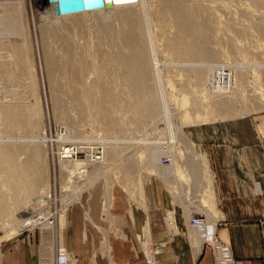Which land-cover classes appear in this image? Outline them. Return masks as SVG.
<instances>
[{"label": "rangeland", "instance_id": "1", "mask_svg": "<svg viewBox=\"0 0 264 264\" xmlns=\"http://www.w3.org/2000/svg\"><path fill=\"white\" fill-rule=\"evenodd\" d=\"M1 1L0 9L11 7V4L13 5V2H15L14 4H17V8L20 10L25 38L22 41L24 47L27 45V65L30 67L29 78L31 75L33 76L30 79L33 94V118L35 117L34 120L38 121L36 122L37 130L40 129L29 135L19 130L9 132L3 128L0 121V145L3 142L24 143L22 145L29 144L31 148H39L38 153L40 154H36V157H29L22 153L19 156L17 152L16 161H18L19 166H24L28 164V160L32 159V168H35L43 182L49 185V196L42 198V202L35 205V208L27 206L26 210L25 208L17 207L15 209L11 190L0 185V209L7 210V221L9 222L8 224L5 221L0 222V264H6L8 261L10 264L11 258L17 261L20 258L21 264H46L49 261L47 255L53 251L67 254L66 256L72 261V264H75V261L67 252L74 256L78 264H98L99 261L109 264L105 255L99 253L100 243L104 235H106L108 230H113L114 226L113 218L108 221L103 216V205L101 203L104 202L106 192L113 194V196L114 193L120 194L122 199L125 194L133 205H149L151 197L153 200L152 195H154L156 185H163L169 191L168 188L177 190L180 186L184 189L188 188L192 185V179L197 182L196 178L199 175L195 174L193 178L191 170H188V166L192 165L191 162H195L197 167L208 168L210 175L208 174V182L206 181V183H209L208 186L211 189L213 178L210 172L211 163L208 149L214 140H220L217 137L220 134V129L227 128L231 120H245L244 124L247 123L243 128L245 133L249 130L251 133L253 132L260 136L262 141H259V144L264 142V38H262L259 29L260 26H264V5L261 1L259 3L258 0H223L224 10L222 13L224 15L222 14V17L224 19L223 22L228 26L223 24L229 30L223 25L228 31L225 29L226 31L223 33L224 29L222 27V31L214 32L211 36V39L212 37L213 39L210 41L211 44L213 42V45L210 44L211 47L208 46L209 50L217 55L218 61H220L219 64L223 63L227 65L225 66L226 69L230 68L228 80L235 87L233 89L237 95V109H244L248 113L247 116L230 119L227 117L229 114L227 115L225 110L216 106L217 111H215L216 108L212 106L213 103L209 105V102L208 104V99H211L208 95H211V91L204 89L205 84L203 85L204 90L202 89L204 92L194 86H188L186 89L179 88L178 83L180 85L183 82L185 75H177L176 69L171 70V67L176 66L174 65L175 61L165 58L164 54L162 55L161 52L158 51V53L154 50L153 54L151 53V57L164 58L160 61L162 62V67L165 68H161L156 73L157 75L159 74L156 77V82L157 79L159 81L156 88L160 89H157L160 102L158 117H154V120L142 121L128 109H125L120 111V113L118 112L121 122L122 119L125 120L124 123L122 122L123 127L125 126L124 129L118 130L117 128L116 131L112 129V133L107 129L108 126L105 122L99 121L94 116L95 108L90 107L91 109L88 108L89 111L85 109L86 111H81V113L77 111L79 116L77 115L76 110L73 109L74 107H71L73 105L68 103L70 99L65 94V91L63 92L64 89L61 88L62 91H60L61 74L59 72L51 73L49 66L50 63L62 61L59 41L55 37L56 31L68 34L77 46H85L84 49L89 54L88 57H93L92 60L95 59L93 61L98 63V58L96 57L97 45L102 43L101 46L106 51H111L107 44L108 42H106V25L108 23L111 24L110 28L116 31V33L115 31L112 32L113 35L120 33L121 29L119 31L118 29L121 25L118 26L119 24L113 18L114 16H105L103 13L88 14L69 20L59 19V22H55L51 19V15L45 14L44 16V10L47 7L43 2L44 0L40 2V6L34 3L33 0H3L2 3ZM222 34L224 35L223 38L221 37ZM114 36L113 38L119 39V35ZM220 37L222 38V44L219 41L221 40ZM116 39L114 43L118 49L120 40ZM216 43L219 46H216ZM231 45H234L233 48ZM220 52L223 53L221 54ZM50 60L53 62H50ZM154 64L156 67L157 63ZM214 64H217V62ZM207 73L210 75L209 72ZM237 73H241L243 75L242 79H244V81L241 80V82L243 81L242 83L238 82L239 86L234 79V75ZM94 76L92 73L86 75L85 82L88 83L89 81L90 83ZM167 81H171L175 88H168ZM88 85L86 84L89 89L90 86ZM122 86L121 84L119 88ZM180 98L186 100V103L179 104ZM55 100H60L61 109H64V111L67 109V111L57 110L58 108L56 109L54 104ZM68 104L71 105L70 107L74 111L69 108ZM68 109L71 110H69L70 119L66 115L69 113ZM223 118L224 120H221ZM70 120H75L76 123L74 122L73 125ZM68 123L75 128H72ZM60 131L66 133L68 139H63V141L60 139L61 141H59L58 135ZM220 138L222 139V137ZM172 142L175 143L172 144ZM101 145L108 148H106L107 152L105 153L106 164H93L85 168H76L74 177L61 169L59 160L61 147L72 146L80 148V157L85 158L86 155L90 156V151L96 150ZM189 150L190 152H188ZM157 151L160 152L158 153ZM154 153L155 155L164 154L165 158L167 153V159L171 160L168 162L170 164L167 163V166L171 167V172L169 173L174 176L173 178L169 176V178L161 180L160 173H154V167L152 169L150 162L151 155H154ZM33 160L36 162H33ZM126 170L130 173H127ZM75 190H79V193L75 194ZM18 193H20L19 190L15 192V195H19ZM171 194L173 196V204L180 205L175 197L176 195L172 192ZM66 196L72 198L69 203H63L62 199ZM75 197L76 199H74ZM80 200L81 203H79ZM112 205H115V203L113 204L112 202ZM205 206L208 211L212 210L213 198H209ZM94 210L96 214L93 216ZM26 211H30V215L33 217L43 211L42 214L45 215L47 220L38 222L37 225L30 226L27 230H23L20 234L13 236L11 229L17 221L29 218L30 215H27ZM63 212L65 218L60 223L59 218ZM76 212L77 214L75 215ZM110 212L112 211L110 210ZM97 213H99V216ZM86 214H90L93 222L88 220ZM95 251L96 254L94 253ZM15 253L16 255H14ZM17 255H19V258ZM43 259L45 260L43 261Z\"/></svg>", "mask_w": 264, "mask_h": 264}, {"label": "bare ground", "instance_id": "2", "mask_svg": "<svg viewBox=\"0 0 264 264\" xmlns=\"http://www.w3.org/2000/svg\"><path fill=\"white\" fill-rule=\"evenodd\" d=\"M41 1L42 0H33V2L39 6L41 5ZM258 1L259 3L262 2L264 5V0ZM43 2L47 5L44 10V16L45 14H49V16L51 15V19L55 22H59V19L69 20L74 17H82L88 14L103 13L105 16H114L113 18L118 22V26L121 25L119 29L117 28L118 31L121 29L120 33L116 34L117 36L119 35V39L113 38L115 34L113 35L112 32L115 30L110 28L111 24L108 23L106 25V42H108L107 44L111 51H106L105 48L101 46L102 43L97 45L96 57L98 58V63L93 61L95 59L92 60L93 57H88L89 54L86 52V49H84L85 46H77L75 41L68 34H64L60 31L55 32V37L59 41L62 61L53 62L50 60V62L52 61L53 63H50L49 68L51 73L54 74L59 72V74H61L62 83L59 87L60 89H64L63 92L65 91V94L70 99V102L68 101V103L73 105L71 106L68 104L69 108L74 107L73 109L76 110L75 112L78 116V112L81 113V111H86L85 109H91L90 107H93L95 108L94 116H96L99 121L105 122L108 126L107 129L110 131L112 129H115L116 131L117 128L118 130L122 128L124 129L125 126L123 127V123L125 120L122 119V123L120 120L121 117H118V114L125 109H128V111L132 112L135 117L142 121L152 120L154 117H158L160 112V102L157 95L158 88H156V85L159 81L157 79L156 82V77L159 74L157 75L156 73L160 71L161 68H164L160 61L164 58L157 59L154 56L152 58L151 53L154 50L161 52L162 55L164 54L165 58L175 61L174 65L176 66L171 67V70L176 69L177 75H185L183 82H181L180 85L178 83L179 88L186 89L188 86H194L201 92H204L202 89L205 84L204 89H209L212 95H208L211 97V99H208V104L210 102L209 105L213 103L214 105L212 104V106H215L214 108L217 106L225 110L227 115L229 114L227 117L230 119L239 117L244 118L247 116L248 113H246L244 109H237V95L233 89V84L228 80L230 68L226 69L225 66L227 65H224L223 63L219 64L220 61H218L217 55L209 50V47L213 45V42L211 44L210 41L213 39V37L211 39V36L214 32L217 33L218 31H222L221 28L223 27V33H225L228 29V25L223 22L224 19L222 17V12L224 10L223 0H133L127 3L114 5L110 10L101 8L65 15H57L55 13L54 3H51L48 0H44ZM14 3L15 2H13V5L11 4V7L0 9V121L3 128L9 132L12 130H19L22 133L29 135L36 132V122H38L34 120V112H32L33 94L31 91L30 79L33 76L31 73V77L29 78L30 67L27 65V45L24 47L22 41V39H25L23 35L24 24L22 23L23 20L20 16V10L17 8V4ZM103 28L105 27L103 26ZM259 29L262 38H264V26H260ZM42 36L44 41V34ZM223 36L224 35L222 34L221 37L223 38ZM49 37L51 36L49 35ZM221 37V40L219 41H221L222 44ZM115 39L118 41L120 40L118 49L114 43ZM106 42H104V44H106ZM216 46L219 45L216 43ZM220 53L222 54L223 52ZM215 62H217V64H214ZM154 63H157L156 67L154 66ZM166 70L169 71L168 69ZM207 72H209L210 75ZM91 73L95 76L92 80L89 79L91 81L90 83L87 80L89 83L88 85V83L85 82V76L90 75ZM242 78L243 75L241 73L235 74V83L238 85L239 81H244ZM86 84L90 86L89 89ZM121 84L126 87V89H124L123 86L119 88ZM166 84L168 85V88H175V85H173L171 81H167ZM207 85L209 86L208 88ZM62 89L60 91H62ZM174 98L176 99V97ZM178 102L179 104H183L186 103V100L180 98ZM54 104L56 105V109L58 108L57 110L64 111V109H61L60 100H55ZM73 109L72 111H74ZM65 110L67 111V109ZM69 110L70 109H68V112ZM215 111H217V108ZM69 114L70 112L66 115H68V118L70 119L71 114ZM221 120H224V118ZM72 122L74 125L75 120H70V123ZM71 125L72 124H70V126ZM71 127L75 128L73 126ZM68 128L71 129L70 127ZM121 133L122 131L120 134ZM69 134L71 135V133ZM66 135V133L60 131L58 140L63 141V139H68ZM173 143L175 142H172V144ZM22 144L24 143L13 144L3 142L0 145V185L11 190L13 194L12 201L14 208H25L26 210L27 206L33 208L35 205H38L39 202H42V198L49 196V185L44 183L37 170L32 168V159L28 160V164H25L24 166L18 165L19 163L16 161V158L18 157L17 152L19 153V156L22 153L29 157H36V154H40L38 153L39 148L37 149L36 144V149L31 148V145L29 144V146L27 144ZM106 148L107 147L102 145L98 146L96 150L93 149L89 152V157L86 155L85 158H82L79 154L80 148L63 146L59 152L61 169L67 172L68 175L74 177L76 168H85L93 164L104 165L107 161L105 153L108 148ZM188 152H190V150ZM163 155L164 154L155 155L154 153V155H151L150 160L152 169L154 167V173H160L161 180L167 179L171 176L169 173L171 172V167L169 168L167 164H164L161 161ZM165 156L168 158L167 153ZM34 161L35 160H33V162ZM169 161L171 160L169 159L168 162ZM191 164L192 165L188 166V170H191L190 172L194 178L199 167L196 166L195 162H191ZM130 170L131 169H129V171ZM127 171L128 170H126V172ZM171 177L173 178L174 176L172 175ZM17 190L20 192L18 193L19 195H15ZM78 191L75 190L74 193L78 194ZM74 199H76V197ZM62 200L63 203H69L72 198L66 196ZM32 201L35 202L32 203ZM6 211L0 209V222L5 221L8 224L9 222L7 221ZM25 213L27 215L31 214L30 211H26ZM42 213L38 214L36 217L30 215L28 219L25 218L17 221L13 228L11 227L12 235L16 236L23 230L30 228V226H35L38 222L47 220ZM190 213L192 215V210ZM59 219V222L62 223L64 220V214H61ZM59 254L67 255L65 253Z\"/></svg>", "mask_w": 264, "mask_h": 264}, {"label": "crops", "instance_id": "3", "mask_svg": "<svg viewBox=\"0 0 264 264\" xmlns=\"http://www.w3.org/2000/svg\"><path fill=\"white\" fill-rule=\"evenodd\" d=\"M229 122L217 135L221 141L214 140L208 149L211 189L208 168L199 167L200 177L188 188L167 187L181 206L173 204L163 185H156L153 200L143 206L133 205L125 194L122 199L106 192L103 216L113 218L114 226L104 235L99 253L109 264H264V142L259 144L260 136L249 130L245 133V120ZM209 198L210 211L205 209ZM191 210L192 215L204 213L206 223L191 226ZM86 217L93 222L90 214ZM11 259L10 264H21L20 258Z\"/></svg>", "mask_w": 264, "mask_h": 264}, {"label": "water", "instance_id": "4", "mask_svg": "<svg viewBox=\"0 0 264 264\" xmlns=\"http://www.w3.org/2000/svg\"><path fill=\"white\" fill-rule=\"evenodd\" d=\"M54 3L55 13L65 15L105 8L110 10L114 5L127 3L133 0H48Z\"/></svg>", "mask_w": 264, "mask_h": 264}, {"label": "built area", "instance_id": "5", "mask_svg": "<svg viewBox=\"0 0 264 264\" xmlns=\"http://www.w3.org/2000/svg\"><path fill=\"white\" fill-rule=\"evenodd\" d=\"M161 161L164 164L168 163V159L164 158L163 156L161 158ZM189 223L192 226L204 225L206 223L205 214L201 212L194 213L191 216ZM48 264H71V261L68 259L67 256L57 253L56 256L52 257V259L48 262Z\"/></svg>", "mask_w": 264, "mask_h": 264}]
</instances>
